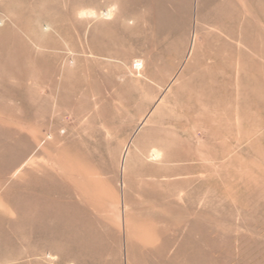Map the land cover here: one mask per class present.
Listing matches in <instances>:
<instances>
[{
	"label": "rangeland",
	"instance_id": "obj_1",
	"mask_svg": "<svg viewBox=\"0 0 264 264\" xmlns=\"http://www.w3.org/2000/svg\"><path fill=\"white\" fill-rule=\"evenodd\" d=\"M0 264H264V0H0Z\"/></svg>",
	"mask_w": 264,
	"mask_h": 264
}]
</instances>
